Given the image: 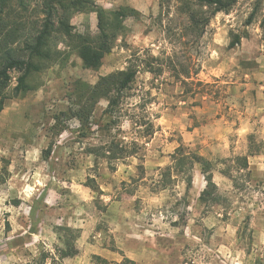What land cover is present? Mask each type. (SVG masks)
Wrapping results in <instances>:
<instances>
[{
  "label": "rangeland",
  "instance_id": "1",
  "mask_svg": "<svg viewBox=\"0 0 264 264\" xmlns=\"http://www.w3.org/2000/svg\"><path fill=\"white\" fill-rule=\"evenodd\" d=\"M42 1L25 0V7L7 2L4 32L18 36L10 46L20 52L24 39L43 26ZM177 4H56L50 57L36 59L42 67L28 77L27 92L14 94L16 70L4 91L0 264H264V175L232 169L235 187L221 173L225 158L257 148L264 154V0H237L229 13L212 17L198 40L164 32ZM122 8L135 12L117 17ZM97 9L108 14L112 48L98 68H87L80 43L59 50L70 34L59 29L57 16L69 15L71 27L93 43ZM235 36L240 41L230 47ZM151 57L160 72L145 67ZM130 62L140 71L110 114L108 100L92 97L91 89ZM112 141L136 148L114 161V169L88 150ZM180 145L213 161L219 203L203 204L201 191L193 184L187 189L186 173L177 170L161 188L163 170ZM58 226L77 230L76 255L58 259L64 246Z\"/></svg>",
  "mask_w": 264,
  "mask_h": 264
},
{
  "label": "trees",
  "instance_id": "2",
  "mask_svg": "<svg viewBox=\"0 0 264 264\" xmlns=\"http://www.w3.org/2000/svg\"><path fill=\"white\" fill-rule=\"evenodd\" d=\"M178 4L175 8L174 18L167 17L168 21L164 25V32L170 35H176L177 38H185L188 36H194L198 40L202 38L209 27L212 17L219 12L229 13L237 0H177ZM8 0H0V110L3 109L4 101L7 96L4 94L5 89L9 86L11 81V71L16 70L20 72L17 78V84L14 87V94L18 95L27 92L30 89L27 79L36 71L41 69V65L36 62L37 58L50 57V51L48 48L50 37L55 30L54 16L57 12L56 4L68 9L74 5L80 7L84 5L87 0H43L44 11L46 13L45 21L42 28L35 34H31L24 39L23 52L11 47L10 43L15 42L14 38L17 35L8 34L4 32L3 13L7 5ZM20 6L25 7V0H17ZM67 3V4H65ZM162 7V3H161ZM135 10L130 8H122L115 12L116 16H125L128 13H133ZM162 13V10L160 11ZM165 15H169L170 11L165 10ZM68 16H57L58 27L65 34H70L72 27L68 22ZM182 17L183 19H181ZM252 15L248 19L251 21ZM108 21H102L98 15V28L99 31L96 42H88L87 44H80L79 56L82 59L83 65L87 68H98L101 64L103 56L111 51L113 33L108 29ZM178 30H174L175 28ZM11 36V37H10ZM186 39V38H185ZM240 37L235 38L229 44L230 47L239 43ZM188 42V41H187ZM185 42V43H187ZM156 58H149L146 61V68L151 72H160L162 67L160 65H154ZM143 69V68H141ZM140 71L139 64L136 62H130L126 69L112 72L110 74L101 76L97 83L91 89L92 97H105L108 100L107 111L112 114L115 108L121 103V99L124 96L126 90L131 88L132 82L135 80L137 74ZM190 72L187 68L183 69V76L189 77ZM80 116V114H77ZM249 139L253 138V135L248 136ZM134 148H127L126 146L119 147L117 143L113 141L106 145L91 146L88 148L89 153L96 158H104L111 169H114L112 163L116 160L123 159L131 156L135 153ZM260 150H249L244 155H237L234 157L225 158L223 161L228 163L227 167L221 170L225 176L229 177L236 187V177L232 174V169L238 172L246 171L245 176L250 177L249 161L250 155L258 154ZM173 161L172 166L167 165L163 170V177L161 180V188H166L173 182L172 170L186 173V188L192 187L193 175L191 171L194 165L200 167V171L204 175L206 184L203 190L200 192L199 200L207 205L208 202L219 203L222 199V195L218 192V186L213 180V168L214 163L207 157L197 153L186 151L183 146H178L171 154ZM57 231L62 238L64 246L57 249L58 259L66 257H72L78 253L76 246V239L78 232L74 228L69 226H58ZM46 256H44V260ZM43 260V261H44ZM123 261H131L128 258H124Z\"/></svg>",
  "mask_w": 264,
  "mask_h": 264
},
{
  "label": "crops",
  "instance_id": "3",
  "mask_svg": "<svg viewBox=\"0 0 264 264\" xmlns=\"http://www.w3.org/2000/svg\"><path fill=\"white\" fill-rule=\"evenodd\" d=\"M201 155H203V154H201ZM248 161H249V170L253 173V175L255 173V170L258 171V174H260V172H261V174L264 175V154L250 155L248 157ZM215 176H216L215 173H213V180L214 181H216ZM221 179H224V177H222ZM192 184L195 185V187L197 188V190H199V192L202 191L203 188L205 187L206 181H205L204 175L202 174L200 169L195 170V172L193 174ZM101 254L104 255V257H107V255H108L107 253H104V252H102ZM112 257H113V259H115V261H120L122 259V258L121 259L118 258L117 256H112ZM137 264H139V263H137Z\"/></svg>",
  "mask_w": 264,
  "mask_h": 264
},
{
  "label": "clouds",
  "instance_id": "4",
  "mask_svg": "<svg viewBox=\"0 0 264 264\" xmlns=\"http://www.w3.org/2000/svg\"><path fill=\"white\" fill-rule=\"evenodd\" d=\"M98 15L100 16L101 20L104 21L108 19V14L105 13L103 9H97ZM101 28H94V31L99 32ZM89 36L84 32H78L75 28H72L70 32L69 38H61L60 42L58 43V48L61 51H64L68 48L69 45H74L77 42L84 45L89 42Z\"/></svg>",
  "mask_w": 264,
  "mask_h": 264
}]
</instances>
